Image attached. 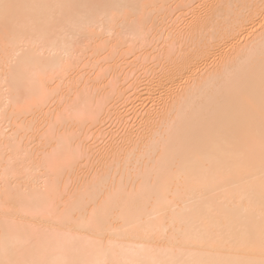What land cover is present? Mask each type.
I'll use <instances>...</instances> for the list:
<instances>
[{
    "label": "bare ground",
    "instance_id": "1",
    "mask_svg": "<svg viewBox=\"0 0 264 264\" xmlns=\"http://www.w3.org/2000/svg\"><path fill=\"white\" fill-rule=\"evenodd\" d=\"M0 264H264V0H0Z\"/></svg>",
    "mask_w": 264,
    "mask_h": 264
},
{
    "label": "snow or ice",
    "instance_id": "2",
    "mask_svg": "<svg viewBox=\"0 0 264 264\" xmlns=\"http://www.w3.org/2000/svg\"><path fill=\"white\" fill-rule=\"evenodd\" d=\"M0 8H3L5 14H7L9 9L11 8V5L5 3V4L0 5Z\"/></svg>",
    "mask_w": 264,
    "mask_h": 264
}]
</instances>
